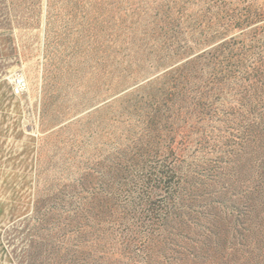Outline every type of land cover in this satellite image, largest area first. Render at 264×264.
<instances>
[{
	"label": "rangeland",
	"instance_id": "1",
	"mask_svg": "<svg viewBox=\"0 0 264 264\" xmlns=\"http://www.w3.org/2000/svg\"><path fill=\"white\" fill-rule=\"evenodd\" d=\"M0 264H264V0H0Z\"/></svg>",
	"mask_w": 264,
	"mask_h": 264
}]
</instances>
